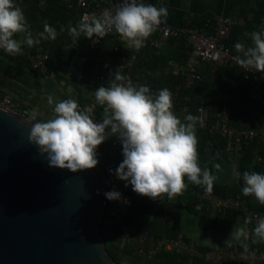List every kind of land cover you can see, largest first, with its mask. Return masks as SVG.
I'll use <instances>...</instances> for the list:
<instances>
[{
  "label": "clouds",
  "instance_id": "obj_1",
  "mask_svg": "<svg viewBox=\"0 0 264 264\" xmlns=\"http://www.w3.org/2000/svg\"><path fill=\"white\" fill-rule=\"evenodd\" d=\"M166 7H156L142 0H117L112 8H105L99 15L85 14L76 26H69V35L77 43L79 37L103 38L115 30L130 46L141 48L147 38L166 21ZM63 30V29H62ZM23 33V40L14 38ZM57 31L46 21L43 31L34 37L22 8L15 0H0V49L9 55L21 54L22 44L32 47L41 39L55 40ZM252 45L245 47L237 42L235 49L238 64L244 69L264 73V31L251 33ZM124 83H117V82ZM95 101L103 107L102 120L93 119L90 110H82L77 100L68 98L54 102L49 95L47 102L53 105V115L38 120L36 110L30 114L28 136L40 155L45 156L49 166L72 172L92 169L99 163L97 148L109 137H116L122 145L123 160L115 169L119 180L131 185L132 191L150 199L172 200L182 195L188 182L203 186L211 192L218 176L211 168L201 167L199 162L196 123L199 117L188 114L184 122L174 114L172 93L168 88L152 93L146 85H133L130 78L115 73L110 86L101 85L95 90ZM217 172L221 165L209 161ZM111 171V170H110ZM233 169V176L240 178ZM244 196H253L264 205V174L243 172ZM110 201L121 200L115 189L104 193ZM125 203H128L124 199ZM264 242V217L256 221L253 229L233 227L224 241L232 247L233 240ZM248 252V245L243 244Z\"/></svg>",
  "mask_w": 264,
  "mask_h": 264
},
{
  "label": "crops",
  "instance_id": "obj_2",
  "mask_svg": "<svg viewBox=\"0 0 264 264\" xmlns=\"http://www.w3.org/2000/svg\"><path fill=\"white\" fill-rule=\"evenodd\" d=\"M109 1L98 0L101 4ZM142 2L151 3L150 0H142ZM15 3L22 8L29 25V31L32 32L34 37L37 33L43 31L45 21L51 26L54 17L57 15L60 17L65 16L59 12L57 6H53L45 16L44 22L36 21L31 19L28 14V12L31 13V7H33H28V1L15 0ZM39 3L41 6H45L46 0H40ZM155 4L158 7L163 6L168 9L169 15L165 21L168 24H190L208 17L215 18L218 15L230 17L232 23L229 25L226 40L235 51L237 42L244 44L245 47L251 46V33L253 31H264V0H156ZM57 22L61 30L63 29L68 34L69 26H74L75 24L73 18H69L67 21L58 19ZM23 37V33L14 36V38L19 40H23ZM117 39H119L118 36H106L101 47L97 50H92L83 43L66 42L63 47L67 52L62 57V69L59 73L56 72L53 77H46L38 71V74H36L30 70L28 73L35 80L33 82H29V78L18 73L17 70L22 69H17L14 62L13 64L7 57L0 54L1 59L4 58V62L0 61V86L3 89H8L7 86L9 85L17 87L13 93L16 96L19 94L24 97V100L31 106L27 108L28 113L31 114L33 109H35L38 120H47L53 115L54 104L49 105L47 102L49 95L54 97V102L72 98L77 100L82 110H92L97 106L94 95L95 90L104 85L99 79L98 72L104 71L107 63L112 58H118L122 54V50L124 52L130 48V45L125 40L122 41L121 47L116 48V46H119ZM54 44H56V41L46 39H41L39 44L32 47L22 44L21 53L29 57V54H34L44 49L49 51L50 47L53 48L55 46ZM178 45L177 42L166 41L159 49L171 51ZM239 54L242 55L241 53ZM147 59L145 58V60ZM103 61H105L106 65ZM176 63V61L170 60L171 65L175 66ZM164 71H167V68H164ZM201 71H203L204 76L207 75L203 64H201ZM147 72L151 73L153 82L161 83L162 85L166 84V76L163 74L162 64L152 71L147 69L145 72L137 73L138 75H134V79H137V81L140 80V77H146L145 79H147ZM173 72H178L176 67ZM231 81L229 88L231 87L233 91L225 95L229 97L230 94L235 99L238 97L235 95L238 92V83L234 79H231ZM243 92L247 94V89H243ZM254 93L255 88H250V95ZM213 108L215 110L216 107L213 104H208L210 111H213L211 110ZM212 114L213 112L208 114L209 118ZM177 116L181 119L182 115ZM262 118L264 120V117ZM262 118L260 119V124L264 126V123L261 122ZM217 134L206 127L196 126L200 166L202 168L205 166L211 168L213 174L218 176V179L214 182L212 192H224L243 198L244 207L241 212L235 215H226L218 212L211 203H205L201 209H196L194 195L192 189L190 192L188 191L189 182L186 178L185 182L188 186L182 195H178L172 200H169L166 196L161 200H153L147 196L135 193L132 191L130 184L125 186L127 182L119 180L114 175L111 176V180L108 183L110 186L109 191L115 189L121 193L122 197L121 200H109V213L115 222V226H121L123 223H127L128 219L134 218L144 227L153 224L159 232L158 236L177 237L182 235L185 241H192L198 247H208V249L215 245L224 244V241L230 236L234 225L248 229V225L243 222V212L248 209L264 212V205H261L253 196H244L242 194V177L244 171H255L264 174V142L252 140L244 145L240 152H230L226 150V147L224 148V142ZM99 161L101 163L104 162V160ZM209 161L219 163L222 171L217 172L212 168V164ZM233 169L240 172V178L233 176ZM124 199L128 203H125ZM108 239L114 246L118 244L119 235L117 229H109ZM232 244L258 246L264 244V242L253 243L250 235L248 240L245 241L241 238V241L233 240Z\"/></svg>",
  "mask_w": 264,
  "mask_h": 264
},
{
  "label": "water",
  "instance_id": "obj_3",
  "mask_svg": "<svg viewBox=\"0 0 264 264\" xmlns=\"http://www.w3.org/2000/svg\"><path fill=\"white\" fill-rule=\"evenodd\" d=\"M27 120L0 106V264H120L100 226L111 177L49 166Z\"/></svg>",
  "mask_w": 264,
  "mask_h": 264
},
{
  "label": "built area",
  "instance_id": "obj_4",
  "mask_svg": "<svg viewBox=\"0 0 264 264\" xmlns=\"http://www.w3.org/2000/svg\"><path fill=\"white\" fill-rule=\"evenodd\" d=\"M67 3L69 7L75 2L76 6L80 9L79 22L85 14L96 13L99 15L105 8H112L117 0H110L108 3L101 4L98 0H62ZM158 7L157 4H153ZM210 19H207L204 24H168L163 22L157 30L147 38L144 45L136 49L130 46L128 53L124 54L122 58L115 63L116 72L119 71L122 75L132 68L137 61L143 47L149 45L151 47L160 48L164 42L171 37L186 36L192 45V56L185 65L181 67L183 74V81L178 85L177 89L181 86L189 88L197 80L201 78V64L206 66L211 76L215 77L218 74L220 66L234 65L240 66L236 57L240 54L232 49L225 42L228 34L229 25L232 20L228 16L218 15L214 18L213 25L210 26ZM116 34L115 30L108 32L105 36ZM104 36V37H105ZM119 40L124 39L117 33ZM104 37H93L90 39L89 48L97 50L104 42ZM4 51L0 49V53ZM47 53L38 51L34 54H29L31 63L34 69L38 70L46 77H53L54 71H47L45 60ZM241 67V66H240ZM244 78L255 77L261 83H264V73L256 72L254 69H244L241 67ZM115 74L109 78L106 75H100V79L106 81L110 80V84L114 81ZM117 83H124L122 81ZM109 84V86H110ZM152 93H155L153 88H149ZM179 100H187V95L179 96ZM175 96H172L173 112L177 115L175 109ZM180 102V101H179ZM20 103L8 91L0 90V106L8 109L9 111L20 114L29 119L30 114L28 110H21L18 108ZM264 106V100L262 101ZM94 120L98 121V117L93 110H90ZM188 106L184 104L182 112L186 113ZM199 117L196 123L197 127H206L210 131L218 133L226 140V150L238 151L243 149V146L252 140H259L264 142V126H261L260 119L264 117V113L254 111L251 117L252 123L250 125H237L233 122L232 109L228 104H222L217 114L212 120H209L207 108L204 100L200 99L197 106L196 115ZM115 146L121 145L117 140L113 143ZM196 209H201L205 203H211L215 209L224 213L229 209L242 210L244 207V200L241 196L224 195L214 192L201 190L197 192ZM109 200H103V210L101 213L100 223L104 229H111L115 226L114 220L109 213ZM264 217V212L253 209H248L242 214L243 222L246 225L256 224L258 218ZM121 230L126 236H136L135 252L147 259H152L160 250H175L186 252L190 255H198L202 257L209 264H264V247L248 245V252L244 251V247L232 246L227 247L218 245L206 250H202L198 245L192 241H185L182 235L177 237L170 236H155L147 234L146 232H137V230L123 223Z\"/></svg>",
  "mask_w": 264,
  "mask_h": 264
},
{
  "label": "trees",
  "instance_id": "obj_5",
  "mask_svg": "<svg viewBox=\"0 0 264 264\" xmlns=\"http://www.w3.org/2000/svg\"><path fill=\"white\" fill-rule=\"evenodd\" d=\"M26 1H28L29 3L28 7L33 6L31 7V13L28 12L30 18L33 20L44 22L45 16L49 13L48 12L49 9H51V7L53 6H57L59 8L58 9L59 12L65 15L63 17L57 15L56 17H54V20H52L51 27L55 28L58 33L57 38L54 40L56 41V44H54L55 46L53 48L50 47L49 51H47L46 49L43 50L48 55L45 60L47 71L48 72L54 71L55 73L56 72L59 73V71L62 69L61 68V64L63 63L62 57L67 52L66 49L63 47V45L68 41H71L73 43L75 42L68 33H65L63 30H61L57 20L60 19L62 21H67L69 18H73V22L75 23L74 26H76L79 23L80 9L76 6L75 2L71 7H69V5L63 2L62 0H46L45 6L40 5L39 3L40 0H26ZM150 1L151 4H155L156 0H150ZM207 19H210L211 21L210 26L213 25L214 17L204 18L190 24H195V25L204 24ZM183 24H187V23H183ZM109 36L116 37L117 33ZM117 40L119 42L118 43L119 46H116V48L121 47V43H122L121 40L119 39ZM169 41L177 42L179 45L174 50L171 51L160 50L159 48L145 45L137 61L134 63L131 69H129L124 73V76L129 77L133 85H146L149 88H153L155 93H157L158 90H161L163 88H168L171 91L172 96L173 95L175 96L176 93H179L180 97L182 95H187L189 97V99L187 100H181V99L179 100L178 96H175L174 99L177 115H182L181 116L182 122H184L183 116H186L188 114L194 116L196 115L197 106L199 104L200 99L204 100L207 108V113L210 114L211 112H213L214 114L210 116L209 120H212L215 117L221 105L224 103L228 104L232 109V115H233L232 119L233 122L237 125H245V126L250 125L252 123L250 117L254 113V111H259L264 113V106L262 105V101L264 100V83H261L255 77L244 78L240 66H234V65L220 66L218 74L215 77L211 76L209 69L205 66L206 74H207L206 76H204V73L202 71L201 78L197 80L191 87L186 88L181 86L180 89H177L178 85L183 81V74L181 72V69H179L177 73L173 72L175 68L171 66L170 60L176 61L177 64L181 65V67L185 65L192 56V45L188 41V38L186 36L171 37L167 40V42ZM89 42L90 39L84 37L82 34L79 37L77 44L83 43L89 47ZM225 42L226 44H228L226 38H225ZM129 50H130L129 48L124 52L122 50V54L119 55L120 57L118 56V58H112V60L109 63H107L106 68L103 67L105 68V70L98 72L99 79H100V75H106L109 78L111 75L115 74L116 73L114 66L115 63L118 62L124 54L128 53ZM0 54H3V56L7 57L10 62L12 63L14 62L16 64L15 67H17V69L21 68L22 70L20 69L17 70L18 73H21L22 76L29 78V82L35 81L34 79L31 78L32 76L28 73V71L31 70L34 73L38 74L37 73L38 70L34 69L32 66L30 57H28L23 53L16 55H9L5 51H2ZM145 58L148 59L145 60ZM0 61L4 62V58L1 59L0 57ZM103 62L106 65L105 61ZM17 63L19 64L17 65ZM161 64L163 66V74L166 76L165 85H162L161 83L153 82L151 75L148 76L147 79H145L146 77H140L139 81H137V79H134V75H136L137 73L140 74V72L142 71L145 72L147 69H150L152 71L158 65ZM164 68H167V71H164ZM231 79H234L238 83V92L237 94H235L238 97L235 96L236 97L235 99L231 97L230 94L229 97H226L225 95L226 93L228 92L231 93L233 91L231 87H230L231 89L229 88L230 86L229 83L232 82ZM101 81L104 83V86L106 87L109 86L110 84L109 79H107L106 81L104 80ZM253 87L255 88V93L250 95V88ZM7 88L8 89H3L0 86L1 91H8V92L10 91L13 97L20 103V105L18 106L19 109L28 110L27 108L31 107L29 103L24 100L23 96L19 94L18 96H16L13 93L17 87L15 88V86L9 85L7 86ZM245 88L247 89V94L243 92V89L245 90ZM184 104L188 106V111L186 113L182 112V108ZM208 104H213V106L216 107L215 110L213 108L211 109L213 111H210L208 109ZM103 107L104 106L97 104V106H95L92 109L96 113L98 117V121L102 120ZM261 122L264 123L263 118ZM217 136H219L223 140L224 148H225L226 147L225 138H223L219 134H217ZM115 140L116 137L114 136L109 137L97 148V153L100 152L101 150H105V149L107 150V148L109 149V152H111V154H106V156L103 158L104 160L103 163L99 162V165L101 163V167L103 168L102 173L109 176L115 175V169L119 166V164L123 160L122 145L115 146L113 144ZM109 188L110 186L107 185L105 192L109 191ZM191 189L194 195V200H195L194 202L196 205L197 192L201 190H205V188L203 186H198L189 182L188 191L190 192ZM218 194L232 195L224 192H220V193L218 192ZM104 198L107 199L105 195ZM239 212H241V210L229 209L225 212V214L235 215L238 214ZM127 223L129 226L134 227L137 230V232H146L147 234H153L155 236L159 235V232L157 231L156 227L153 226V224L144 227L143 225L139 224L134 218L128 219ZM255 225L256 224H249L248 229L249 230L253 229ZM112 229L113 230L117 229V233L119 235V242L117 245L114 246L108 239V244H106V246L116 262L120 263L118 258L120 257V255L124 254L125 256L131 257L130 264H193V263L209 264L202 257L198 255H190L186 252L175 251V250H160L152 259H147L144 256H141L135 252L136 236L124 235L120 226H115ZM106 230L109 231V229ZM221 245L227 246L226 244H221ZM216 246L218 245H215L214 247ZM232 246L243 247V245H235V244H232ZM258 247H264V244H260L258 245ZM199 248L202 250L208 249V247H202V248L199 247ZM225 264H235V263H225Z\"/></svg>",
  "mask_w": 264,
  "mask_h": 264
},
{
  "label": "rangeland",
  "instance_id": "obj_6",
  "mask_svg": "<svg viewBox=\"0 0 264 264\" xmlns=\"http://www.w3.org/2000/svg\"><path fill=\"white\" fill-rule=\"evenodd\" d=\"M172 67H176V70H179V69H181V67H180V65L179 64H177L176 63V65L174 66V65H171ZM148 76H150L151 75V73H148L147 74ZM106 154H111V152H109V149L107 148V150L105 149V150H101L100 152H98L97 153V158L99 159V160H103V158L106 156ZM99 162H101V161H99ZM96 169L98 170V171H100L101 172V174L105 177V176H109V175H105V174H103L102 172H103V168L101 167V163H100V165H99V163L97 164V166H96ZM111 177V176H110ZM107 187V186H106ZM106 190V189H105ZM100 226H101V223H100ZM101 230H102V234L104 235V241H105V245L106 244H108V238H107V236H108V231L106 230V229H104L102 226H101ZM106 232V233H105ZM107 234V235H106ZM106 248H107V246H106ZM130 258L131 257H129V256H125L124 254H122V255H120V257L118 258L119 259V261H120V263L121 264H130ZM119 263V262H118Z\"/></svg>",
  "mask_w": 264,
  "mask_h": 264
}]
</instances>
